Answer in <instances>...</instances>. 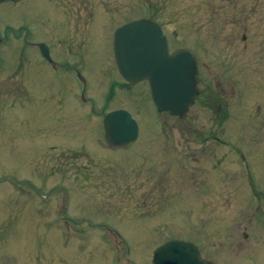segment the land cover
I'll use <instances>...</instances> for the list:
<instances>
[{
  "label": "rangeland",
  "instance_id": "374dc122",
  "mask_svg": "<svg viewBox=\"0 0 264 264\" xmlns=\"http://www.w3.org/2000/svg\"><path fill=\"white\" fill-rule=\"evenodd\" d=\"M247 2L0 4V22L29 21L41 37L47 35L39 21L43 14L63 17L91 9L95 17L109 16L106 26L97 22L99 29L84 52L89 63L85 84L48 80L19 85L21 73L7 75L20 57L11 49L2 52L0 264H153L157 247L171 238L197 243L213 264H264V198L239 194L228 180L216 186V141L208 142L206 162L189 160L198 154L193 149L201 143L199 133H212L217 126L213 90L220 50L227 61L241 32L250 33L247 16L253 11L252 16H264V6ZM142 17L165 27L171 50L189 48L198 56V86L203 90L207 81L212 84L208 107L200 97L184 117H176L158 111L147 81L122 85L113 34L121 23ZM241 23L244 27L238 28ZM36 67V79L39 74L50 77L41 72L45 64ZM116 108L136 117L139 135L125 146L109 148L103 117ZM242 125L246 136L251 118L244 116ZM252 136L264 141V132Z\"/></svg>",
  "mask_w": 264,
  "mask_h": 264
},
{
  "label": "flooded vegetation",
  "instance_id": "af4514ba",
  "mask_svg": "<svg viewBox=\"0 0 264 264\" xmlns=\"http://www.w3.org/2000/svg\"><path fill=\"white\" fill-rule=\"evenodd\" d=\"M234 1L235 4L248 1L247 4L250 2L251 6H254V3L257 6H264V0ZM66 11L68 12L67 6ZM86 12L65 14L63 17L43 14L39 19L47 34L43 37L36 35V28L29 21L24 20L25 22L16 24L0 22V62L3 61L2 52L9 49L14 50L13 53L20 57L21 62L10 67L14 70H9L7 77L21 73L23 77L19 80V85H25L26 82L46 83L48 80L64 83L75 80L85 84L89 68L86 48L89 46L90 36L94 34L95 27L99 29L97 22L106 26L109 18L106 14L95 17L91 9L90 13L87 9ZM254 13L255 11L247 16L250 33L241 32L237 45H233L230 58L226 61L223 57L225 51L219 52L213 90L217 105V126L212 133L205 130L199 133L198 139L201 143L198 148L193 149V154L196 152L198 154L192 159L188 156V159L197 165H201L202 161L206 162L208 142L216 141L214 148L215 165L218 169L216 186L221 187L224 181L228 180L239 194L264 198V141L259 142L258 139L251 137L253 131L264 132V16H252ZM242 23L238 28L244 27ZM44 50L48 57L43 53ZM41 63L46 65L45 70L41 72L49 75V78L39 74V78L36 79L35 75H32L33 71L36 73L38 69L37 64ZM9 82L14 83L13 80ZM206 88L200 90L197 101L202 97L205 107H208L212 93L211 82H206ZM244 116L251 118V129L246 136L242 130ZM225 161L229 164H225ZM261 208H258V211Z\"/></svg>",
  "mask_w": 264,
  "mask_h": 264
},
{
  "label": "water",
  "instance_id": "95a60500",
  "mask_svg": "<svg viewBox=\"0 0 264 264\" xmlns=\"http://www.w3.org/2000/svg\"><path fill=\"white\" fill-rule=\"evenodd\" d=\"M6 0H0L3 2ZM17 1V0H15ZM114 52L122 76L134 85L148 80L155 105L160 112L184 116L195 103L198 62L186 48L170 52L162 25L141 18L119 26L114 34ZM105 135L111 146L119 147L137 139L139 124L126 109L108 112L104 118ZM154 264H211L199 247L182 239H171L154 253Z\"/></svg>",
  "mask_w": 264,
  "mask_h": 264
}]
</instances>
